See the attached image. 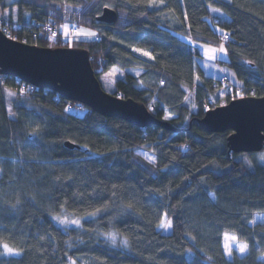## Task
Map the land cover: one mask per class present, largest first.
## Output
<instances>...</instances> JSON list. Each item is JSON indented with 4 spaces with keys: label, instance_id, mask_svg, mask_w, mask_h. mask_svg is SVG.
<instances>
[{
    "label": "trees",
    "instance_id": "trees-1",
    "mask_svg": "<svg viewBox=\"0 0 264 264\" xmlns=\"http://www.w3.org/2000/svg\"><path fill=\"white\" fill-rule=\"evenodd\" d=\"M105 5L117 14L113 24L97 20ZM0 16L20 25L9 27L17 41L40 47L60 46L36 36L32 23L90 28L96 37L67 47L87 51L97 79L120 69L109 93L158 106L153 116L175 129L104 117L51 90L46 98L10 95L1 85L15 79L0 74V242L18 252L0 248V264H264V223L252 224L264 213L260 152L235 153L231 130L198 123L204 103L264 96V0H0ZM184 38L223 46L218 63L241 86L219 97L221 79L203 74L198 48ZM62 213L80 225L62 228L54 219ZM224 233L247 253L227 259Z\"/></svg>",
    "mask_w": 264,
    "mask_h": 264
},
{
    "label": "water",
    "instance_id": "water-1",
    "mask_svg": "<svg viewBox=\"0 0 264 264\" xmlns=\"http://www.w3.org/2000/svg\"><path fill=\"white\" fill-rule=\"evenodd\" d=\"M116 19V12L108 7L103 8L97 18L105 24H113ZM0 74L51 90L104 117L119 118L139 128L160 126L175 130L166 121L156 119L144 104L105 92L87 51L80 48L30 45L11 39L0 30ZM198 123L207 132L231 130L227 144L235 153L261 152L264 148V96L240 97L207 109ZM65 145L75 148L68 142Z\"/></svg>",
    "mask_w": 264,
    "mask_h": 264
},
{
    "label": "rangeland",
    "instance_id": "rangeland-1",
    "mask_svg": "<svg viewBox=\"0 0 264 264\" xmlns=\"http://www.w3.org/2000/svg\"><path fill=\"white\" fill-rule=\"evenodd\" d=\"M9 1H12V0H9ZM1 14H3V13H1ZM4 15H5V14H4ZM5 16H6V15H5ZM64 25H67V26L69 27L70 23H64L62 26H64ZM62 26L60 27V31L63 32V34H64V31H63V27H62ZM74 27H75L76 31H77V30H80V29H84V30H87V31H92L90 28H87V27H84V26H81V25H78V24H74ZM92 32H93V31H92ZM12 34H13V33H10V37L13 38ZM74 37H75V38H86V39L88 38V37H84V36H80V37L74 36ZM74 37H73V38H74ZM92 38H94V37H92ZM184 39H185L186 41L192 43V44H196V43L192 42L189 38H184ZM223 39H224V38H223ZM14 40H15V39H14ZM196 45H197V44H196ZM207 46H208V45H207ZM68 47H69V46H68ZM208 47H213V46H208ZM110 72H115L116 75H115V76H109L108 73H110ZM132 72L135 73V74H138V73H139V71H137V70H133ZM122 77H123V72H122L120 69L116 68V67H112V68L108 69L107 71L101 73V74L99 75V77H98V81H99V84H100L101 88H102L105 92L109 93V92H111V91L113 90L114 82H115L117 79L122 78ZM7 91H8V90H7ZM224 92H226V90H225L224 88H219L218 96H219V97H222V96L225 94ZM7 93L10 94L9 92H7ZM213 100H214V99H213ZM152 106H155V105H150V106L148 107V110H149L150 112H151L152 110L155 109V108H153ZM155 107H156V106H155ZM67 111L70 112V113L76 114V115H82V114L84 113L85 110H84L83 108H81V107H77V106H69ZM169 116H170V115L167 114V117H169ZM138 152H139L143 157H145L148 161H150V160H149V157H151L152 160H151L150 162H152V163L155 162V156L152 155L151 153H148L146 150L141 149V150H139ZM261 155H264V150H263L262 152H260L258 155H256V156H255V159L257 160L258 163L264 164V160H261V159H260ZM248 160H249V158H248ZM249 166H250V167H253V164H252V161H251V160H249ZM211 198H212V196H211ZM56 217H59L60 219H65V218H66L68 221L79 220V225H80V222H81V218H79V217H77V216H73V215L67 214V213H62L61 215L56 216ZM163 220L166 221V222H169V221H167L166 219H163ZM55 221H56V223H57L59 226H61L62 228H69V227H76V226H79V225L72 224V223L61 224V223H59L58 220H56V219H55ZM255 223H264V213H256V214L253 215V218H252V224H255ZM160 224H161V223H160ZM160 224H159V225H160ZM170 229H171V227L168 228L167 230L163 229L162 227H159V230H160L163 234H168V233L170 232ZM225 234L228 235V238H227V239H226V237H225ZM232 236H235V235L230 234V233H224V234H223V237H222V246H223L224 253H225V247H224L225 244H229V245L232 247L231 255H227V254L225 253V256H226L227 259H231L234 253L237 254L239 257H242V256H244V255L247 253V248H246V250H245L243 253H241V252L239 251L238 247H237L238 244H240V243L245 244V243L242 242V241H239V240H237V239H236V241H232V240H231V237H232ZM235 237H236V236H235ZM3 251H4V250H3ZM14 253H18V252H17L16 250H14ZM5 255H17V254H5Z\"/></svg>",
    "mask_w": 264,
    "mask_h": 264
},
{
    "label": "built area",
    "instance_id": "built-area-1",
    "mask_svg": "<svg viewBox=\"0 0 264 264\" xmlns=\"http://www.w3.org/2000/svg\"><path fill=\"white\" fill-rule=\"evenodd\" d=\"M9 27H16V28H20V25L14 24L11 21H9L8 19H6L3 16H0V28L1 30L10 37V33H13L12 39L16 40V36H15V32H13V30H9ZM32 28L34 33L36 34V36H43L49 39H53L56 40L59 43L60 47H66L67 43L69 41V39H72L75 35H73L72 33L75 30L74 26H70L69 27V33L67 36H65L64 34H62L50 21H46V22H42V23H32ZM53 33H56L55 36H53ZM96 37V36H95ZM226 36H224L223 38H225ZM15 79V85L14 86H10V85H5L2 84L1 87L3 90H8V92L12 93V94H16V95H23V96H30L31 98H35V97H43L46 98L47 96V92L46 89H40L37 88L31 84H27L25 82H21L19 79L14 78ZM216 88L219 90V88H224L227 91H230L231 89V84L229 82H227L226 80H221V87H218V85H215ZM21 89H23V94H21ZM153 108H156L158 106H152ZM208 105L204 103V109H207ZM148 153H151L152 155H154L151 151L146 150Z\"/></svg>",
    "mask_w": 264,
    "mask_h": 264
},
{
    "label": "snow or ice",
    "instance_id": "snow-or-ice-1",
    "mask_svg": "<svg viewBox=\"0 0 264 264\" xmlns=\"http://www.w3.org/2000/svg\"><path fill=\"white\" fill-rule=\"evenodd\" d=\"M151 2H154V0H151ZM105 7H108V6L105 5ZM211 11L217 12L219 10L218 9H215V8H212ZM62 27H63L64 35L67 36L68 33H69L68 26L67 25H64ZM72 34L75 35V36H77V37L84 36V37H88V38H92V37H95L96 36V33L95 32L87 31V30H84V29H80V30L74 31ZM55 35H56V33H53V36H55ZM225 38H227V37H225ZM201 47H203V46H201ZM133 51L141 52L142 55L149 56V58L151 59V56L149 55L148 52H145V51H143L141 49H133ZM216 51H217L216 49H205V55L207 56L208 59H215V56L212 55V53H215ZM218 51L221 52V53H223L225 51V49H224L223 46H221ZM108 75L109 76H115L116 73L115 72H110V73H108ZM197 79H199V78L197 77ZM23 91L24 90L21 89V94H23ZM165 118L167 119V117H165ZM260 159L261 160H264V155H261ZM149 160L151 161L152 158L149 157ZM54 219L58 220V222L61 223V224L72 223V224L79 225V220L68 221L66 218L65 219H60L59 217H54ZM158 226L159 227H162L165 230H167L168 228L171 227V223L170 222H166V221H164L162 219L161 220V224L158 225ZM225 237L227 239L228 238V235L225 234ZM111 239L113 240V242H115V237L114 236H112ZM236 239L237 238L235 236H232L231 237V240L232 241H236ZM123 243H124L125 246L127 245V241L126 240ZM224 247H225V253L227 255H231L232 247L229 244H225ZM237 247H238L239 251L241 253H243L246 250L247 245L246 244H243V243H240V244L237 245ZM0 248H3L4 254H18V253H14V250L12 248H10L7 245V243L0 242Z\"/></svg>",
    "mask_w": 264,
    "mask_h": 264
},
{
    "label": "crops",
    "instance_id": "crops-1",
    "mask_svg": "<svg viewBox=\"0 0 264 264\" xmlns=\"http://www.w3.org/2000/svg\"><path fill=\"white\" fill-rule=\"evenodd\" d=\"M190 44L196 46L199 50L200 56L196 57L195 61L206 77H210L213 79H226L235 87L241 86V82L238 81L234 72L224 66L219 65L218 63V60L226 59L225 51L223 53L218 51L221 45H219L218 47H208L204 44ZM205 49H216L217 51L215 53H212V55L215 56V59H208L205 55ZM132 74H134L135 76H139L141 74V71H139L138 74H135L133 72Z\"/></svg>",
    "mask_w": 264,
    "mask_h": 264
},
{
    "label": "bare ground",
    "instance_id": "bare-ground-1",
    "mask_svg": "<svg viewBox=\"0 0 264 264\" xmlns=\"http://www.w3.org/2000/svg\"><path fill=\"white\" fill-rule=\"evenodd\" d=\"M232 89H233V86L231 85V89H230V91H227V90H226V92H224V93H231V92H232ZM217 91L219 92L218 89H217Z\"/></svg>",
    "mask_w": 264,
    "mask_h": 264
}]
</instances>
